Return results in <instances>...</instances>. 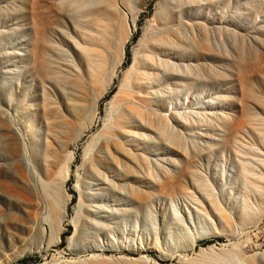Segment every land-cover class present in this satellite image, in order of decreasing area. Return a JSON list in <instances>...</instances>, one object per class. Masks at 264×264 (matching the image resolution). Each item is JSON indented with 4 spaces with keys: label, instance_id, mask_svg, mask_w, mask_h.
Returning <instances> with one entry per match:
<instances>
[{
    "label": "rangeland",
    "instance_id": "obj_1",
    "mask_svg": "<svg viewBox=\"0 0 264 264\" xmlns=\"http://www.w3.org/2000/svg\"><path fill=\"white\" fill-rule=\"evenodd\" d=\"M0 164V264H264V0H0Z\"/></svg>",
    "mask_w": 264,
    "mask_h": 264
},
{
    "label": "bare ground",
    "instance_id": "obj_2",
    "mask_svg": "<svg viewBox=\"0 0 264 264\" xmlns=\"http://www.w3.org/2000/svg\"><path fill=\"white\" fill-rule=\"evenodd\" d=\"M138 73H140V72H138ZM148 102V101H147ZM151 103V102H150ZM128 113H130V114H137V115H139V116H141L142 117V115L145 113L144 112V110L142 111V109L141 108H139V107H137L136 105H134V104H132L130 101H126L125 102V108L121 111V113H120V115L118 116V118H117V121L114 123V125L111 127V131H115L116 132V129H124L125 127H126V122H125V120H126V117L128 116ZM69 118V117H68ZM75 120V119H74ZM231 123H232V128H231V130H232V132H238V133H242L243 135H244V133L242 132L243 130H245L246 128H247V122H245V121H241V120H238V119H233L232 121H231ZM140 127V126H139ZM141 128V127H140ZM161 129V126H159V130ZM66 131V130H65ZM122 131V130H121ZM120 131V132H121ZM160 132H161V134H164V132H165V130H163V129H161L160 130ZM231 132V138H232V136H233V133ZM108 133V132H107ZM110 133V132H109ZM108 133V134H109ZM112 136H114V135H112ZM120 137V136H119ZM64 139V138H63ZM66 142V141H65ZM100 143H102V142H100ZM120 143V142H119ZM73 144V143H72ZM115 145V144H114ZM121 145V144H120ZM93 146V145H92ZM98 146V145H97ZM97 146H96V148H97ZM136 146V145H135ZM125 147V146H124ZM123 147V148H124ZM65 151V150H64ZM65 153V152H64ZM59 155H58V153H53V154H51L50 155V160H51V163L49 164V167H51V166H53V164L54 163H56V162H58L59 161ZM15 164H17V163H15ZM1 165V164H0ZM14 165V164H13ZM15 166V165H14ZM59 166V165H58ZM11 167V166H10ZM57 167V166H56ZM11 169V168H10ZM51 170V169H50ZM51 172H52V170H51ZM53 173V172H52ZM21 175V174H20ZM53 175H54V173H53ZM23 176V175H22ZM28 175H26V177H27ZM25 177V178H26ZM19 178H21V177H19ZM27 180H28V177L26 178ZM25 179V180H26ZM26 182V181H25ZM32 184V183H31ZM32 185H34V184H32ZM37 189V188H36ZM36 192V191H35ZM32 193V192H31ZM12 194V193H11ZM79 196H80V201H82V202H85L86 200H87V196H86V190L82 187V189H80V191H79ZM54 197V196H53ZM49 198V197H48ZM27 199V198H26ZM53 200V199H52ZM54 201V200H53ZM29 202V201H28ZM31 202V201H30ZM62 202V201H61ZM25 203H26V201H25ZM33 203V202H32ZM44 203V202H43ZM62 205V204H61ZM65 206V205H64ZM89 207V206H88ZM34 209V208H33ZM35 210V209H34ZM6 214V213H5ZM8 217V216H7ZM19 217V216H18ZM21 217V216H20ZM31 217V216H30ZM33 218V217H32ZM87 218V217H86ZM7 220V219H6ZM9 220V219H8ZM11 220H12V218H11ZM10 220V221H11ZM19 220L21 221V219L19 218ZM22 221H24V220H22ZM25 222V221H24ZM84 222V221H83ZM82 222V223H83ZM28 223V222H27ZM27 223H26V225H27ZM38 223V222H37ZM36 223V224H37ZM35 224V223H34ZM31 225V224H30ZM33 225V224H32ZM81 230H84V225H82L81 226ZM81 232V231H80ZM83 233V232H82ZM81 233H79V235H80ZM81 236V235H80ZM113 239V238H112ZM115 239V238H114ZM116 240V239H115ZM109 249H111V248H109Z\"/></svg>",
    "mask_w": 264,
    "mask_h": 264
}]
</instances>
